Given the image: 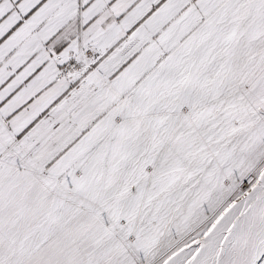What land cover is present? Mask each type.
<instances>
[{
    "label": "snow or ice",
    "instance_id": "1",
    "mask_svg": "<svg viewBox=\"0 0 264 264\" xmlns=\"http://www.w3.org/2000/svg\"><path fill=\"white\" fill-rule=\"evenodd\" d=\"M0 264H264V0H0Z\"/></svg>",
    "mask_w": 264,
    "mask_h": 264
}]
</instances>
